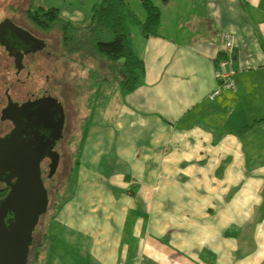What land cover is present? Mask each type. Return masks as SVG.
I'll use <instances>...</instances> for the list:
<instances>
[{"label":"crops","instance_id":"crops-1","mask_svg":"<svg viewBox=\"0 0 264 264\" xmlns=\"http://www.w3.org/2000/svg\"><path fill=\"white\" fill-rule=\"evenodd\" d=\"M151 2L143 73L89 121L27 264H264V0ZM225 32L235 88L214 93Z\"/></svg>","mask_w":264,"mask_h":264},{"label":"rangeland","instance_id":"rangeland-1","mask_svg":"<svg viewBox=\"0 0 264 264\" xmlns=\"http://www.w3.org/2000/svg\"><path fill=\"white\" fill-rule=\"evenodd\" d=\"M97 2L98 0H33L30 4L29 0H0V20L6 16L14 18L16 22L45 38L47 46L43 51L49 50L51 52L46 57L40 56L39 59L34 60L36 62L34 66H26L18 74L14 73L15 68L12 63L10 64L11 61L5 63L2 61L3 64L0 63V96L3 95V90L11 84L14 77L20 80L17 82L15 89L10 87L9 91L16 97L17 95H24L26 91L40 94L44 88L50 94H57V87L55 86L57 80H63L65 86H68L71 92L70 99L73 107L72 130L68 133L65 132L64 140L56 146L60 154L57 168L52 176L47 177L48 160L43 161L41 164L42 177L47 189L49 204L46 211L39 217L38 223L34 228L33 234L37 236H39L40 228L45 218L51 213L53 201L67 189V177L74 164L76 146L81 141L80 137H82L83 141V132L88 127L87 125L91 119L103 120L106 98L107 114H110L113 109L111 107L115 102L114 99L117 98L115 97V90L119 88V85L114 77L112 80L107 79L115 75L116 71L109 68V63L106 59L74 51L68 53L63 46L58 27L54 26L49 30H43L29 19L27 13L32 12L38 6L45 8L55 7L59 9L61 17L69 20L73 26L83 28L88 23L93 5ZM131 27L134 31L135 29H140L138 24H134ZM79 32L80 34H85L86 31L85 29H80ZM0 52L3 53L1 46ZM28 70L30 73L27 75ZM22 80H24V83L21 82ZM16 89L20 90L19 94L13 93V90ZM113 97V101L110 102Z\"/></svg>","mask_w":264,"mask_h":264},{"label":"water","instance_id":"water-1","mask_svg":"<svg viewBox=\"0 0 264 264\" xmlns=\"http://www.w3.org/2000/svg\"><path fill=\"white\" fill-rule=\"evenodd\" d=\"M9 24L15 36L25 43H35L34 46L43 47L42 39L33 37L27 30L13 24L9 19L0 22V28ZM37 43V45H36ZM32 46V47H34ZM16 67L19 70L21 63L19 56L15 57ZM10 100V99H9ZM56 99L51 96L41 97L32 102L36 105L31 110L30 120L34 125H44L43 119L49 112V107H55ZM12 103L2 110L8 111ZM40 112V114L37 113ZM43 112V115L41 113ZM58 118L51 115L54 121L49 128L48 135L44 136L37 130L32 136L20 137L13 131L0 136V181L5 182L8 191L0 199V264H26L33 240V231L39 217L49 204L47 189L41 178L40 161L44 156L49 157L48 176L56 170L59 154L53 150L55 140L62 135V112L54 111ZM36 117L38 122H35Z\"/></svg>","mask_w":264,"mask_h":264},{"label":"trees","instance_id":"trees-1","mask_svg":"<svg viewBox=\"0 0 264 264\" xmlns=\"http://www.w3.org/2000/svg\"><path fill=\"white\" fill-rule=\"evenodd\" d=\"M29 1L31 4L33 0ZM142 6L146 15L144 20L140 21L125 0H98L91 9L88 23L83 28L73 26L69 20L61 17L59 9L55 7L38 6L32 12H28L27 16L43 30L58 27L63 46L68 53L74 51L106 59L109 68L116 71L111 78L117 80L121 92L128 93L135 89L144 70L142 60L132 47L130 25L138 24L141 33L148 36L157 34L160 22L158 6L151 0H142ZM80 29H85V34H80ZM67 179V189L62 194L72 189L74 164ZM3 194L4 192H1L0 196ZM56 200L53 201V206ZM33 236L27 263L37 259L39 247L44 239L42 234Z\"/></svg>","mask_w":264,"mask_h":264},{"label":"flooded vegetation","instance_id":"flooded-vegetation-1","mask_svg":"<svg viewBox=\"0 0 264 264\" xmlns=\"http://www.w3.org/2000/svg\"><path fill=\"white\" fill-rule=\"evenodd\" d=\"M4 19H9L13 24L27 30L33 37L37 39H42L45 43L43 47H37L34 46L35 43H25L18 39L15 34L11 31L9 24L2 26L0 28V46L3 49V53L0 52V63L3 64V62L11 61L12 66L15 68L14 73L18 74L21 72V70L25 69L26 66L29 65H35L37 58L39 59L40 56H48L51 54L49 50L43 51V49L47 46V40L39 35H37L35 32H33L31 29L25 27L24 25L16 22L14 18L6 16L0 20L3 21ZM37 45V43H36ZM34 46V47H32ZM2 53V54H1ZM19 56V60L21 63V68L18 70L16 67L15 57ZM3 61V62H2ZM41 65V64H40ZM39 66V65H36ZM30 73V71H27V75ZM20 79L14 77V80L11 81V86L8 85L3 90V95L0 96V136H4L6 134H9L13 131H17L16 133L21 137L32 136V132L37 130L40 134H43L44 136L48 135L49 128L46 130V124H50L53 127L54 121L50 119L49 117L52 115L53 118L57 119L58 117L54 114V111L56 112H62L63 115V125L61 128V137L57 140H55L54 145L52 147L53 150L57 151L56 146L58 143H61L62 140H64L65 132H69L72 130V117H73V107H72V101L70 99L71 92L69 90V87L65 86V83L63 80H57L56 81V87H57V94H50L48 93L47 89H43L42 93L35 94L31 91H26L24 95L22 96H13V94L10 93V89H15L17 82H19ZM21 82L24 83V80ZM11 87V88H10ZM13 93L19 94L20 90L16 89L13 90ZM51 96L56 99L57 103L55 104V107H49V112H47V115L43 119L42 117L39 119L40 122H44V125H34L33 121L30 120L31 117V110L35 108L36 105H33L32 102L41 98ZM10 99V100H9ZM12 103L11 107L6 111L4 114L2 110L8 105V103ZM72 112V113H71ZM38 114H40L39 111H37ZM43 115V112L41 113ZM35 122H38V118L36 117ZM59 154V152L57 151ZM60 159V154H59ZM48 160L47 167L50 162L49 157L44 156L40 161V170H41V164L43 161ZM59 162V161H58ZM49 171V168H48ZM47 171V177L48 176ZM52 176V175H51ZM41 178L42 177V170H41ZM44 183V182H43ZM0 193L4 192L2 196H0V199L5 196V194L8 191V186L5 184V182L0 181ZM34 238V236H33ZM30 252V250H29ZM29 257V254H28Z\"/></svg>","mask_w":264,"mask_h":264},{"label":"built area","instance_id":"built-area-1","mask_svg":"<svg viewBox=\"0 0 264 264\" xmlns=\"http://www.w3.org/2000/svg\"><path fill=\"white\" fill-rule=\"evenodd\" d=\"M234 38L230 33L222 34V46L219 54L215 58L214 74L219 82L214 93L219 91V88L234 89L235 83L233 75L235 68L233 66V51H234Z\"/></svg>","mask_w":264,"mask_h":264}]
</instances>
